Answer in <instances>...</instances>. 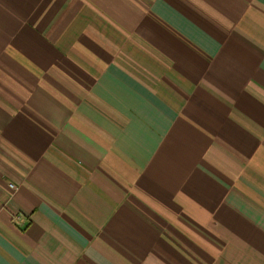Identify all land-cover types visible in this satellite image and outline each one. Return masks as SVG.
Here are the masks:
<instances>
[{"label":"crops","instance_id":"1","mask_svg":"<svg viewBox=\"0 0 264 264\" xmlns=\"http://www.w3.org/2000/svg\"><path fill=\"white\" fill-rule=\"evenodd\" d=\"M0 264H264V0H0Z\"/></svg>","mask_w":264,"mask_h":264},{"label":"built area","instance_id":"2","mask_svg":"<svg viewBox=\"0 0 264 264\" xmlns=\"http://www.w3.org/2000/svg\"><path fill=\"white\" fill-rule=\"evenodd\" d=\"M10 188L14 189V188H15V186H14V185H10Z\"/></svg>","mask_w":264,"mask_h":264}]
</instances>
